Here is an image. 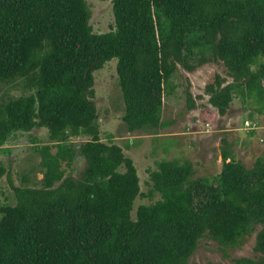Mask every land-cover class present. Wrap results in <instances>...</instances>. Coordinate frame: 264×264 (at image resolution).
Segmentation results:
<instances>
[{
	"label": "trees",
	"instance_id": "obj_1",
	"mask_svg": "<svg viewBox=\"0 0 264 264\" xmlns=\"http://www.w3.org/2000/svg\"><path fill=\"white\" fill-rule=\"evenodd\" d=\"M110 2L112 28L94 33L85 0H0V82L28 89L0 101V148L17 132L48 134L34 148L40 185L15 186L7 175L15 204L0 206V264H186L200 237L235 246L256 225L259 256L233 261L264 264V154L247 167L223 147L208 176H194L188 160L160 159L148 171L159 198L132 218L136 168L111 135L100 139L90 98L91 72L115 58L126 131L156 130L167 125L162 98L176 64L192 71L221 61L230 81L218 73L206 81L210 106L221 115L237 93L260 110L264 0ZM201 118L214 124L213 114ZM76 151L85 162L79 178L61 167Z\"/></svg>",
	"mask_w": 264,
	"mask_h": 264
},
{
	"label": "rangeland",
	"instance_id": "obj_2",
	"mask_svg": "<svg viewBox=\"0 0 264 264\" xmlns=\"http://www.w3.org/2000/svg\"><path fill=\"white\" fill-rule=\"evenodd\" d=\"M85 1L92 32L100 33L111 29L113 16L110 0ZM258 61L263 59L259 58ZM115 62V58L106 60L91 72L93 94L90 98L95 105L100 139L106 141V136L111 135L112 142L122 148L136 168L140 194L133 200L130 213L132 218L137 205L148 204L159 198L157 192L150 191L148 171L155 169L156 162L160 159L188 160L194 167V176H208L219 171V152L223 147L247 167L251 166L256 156L264 154V106L258 110L256 105L249 104L248 98L242 100L235 93L227 110L219 115L207 102L208 95L204 92V85L213 73L224 77V83L230 81L221 61L205 62L192 71L176 64L174 72L164 85L162 98L161 118L167 125L156 130L148 128L134 132H127L121 121L123 102L116 80ZM27 91L20 80L0 82V101ZM186 91L195 105L191 109L186 107ZM203 113L207 117L212 114L214 116V124L206 132L203 129L206 118H201ZM244 121H249L255 128H245ZM32 137L35 144H31ZM47 142L46 128L39 127L13 134L0 148V167L3 169L0 173V206L15 204L8 174L15 186L40 185L43 167L39 164L40 156L34 148L42 147ZM202 142L205 143L201 145ZM84 165V158L76 151L70 166L61 164V167L65 175L79 178ZM118 169L121 170V167ZM258 228L259 225H256L235 246L223 247L202 236L188 256L186 264H234L233 260L238 257L256 258L259 254L253 251V244Z\"/></svg>",
	"mask_w": 264,
	"mask_h": 264
},
{
	"label": "built area",
	"instance_id": "obj_3",
	"mask_svg": "<svg viewBox=\"0 0 264 264\" xmlns=\"http://www.w3.org/2000/svg\"><path fill=\"white\" fill-rule=\"evenodd\" d=\"M243 125H244L245 128H255V126L251 125V123L249 121H244ZM208 127H210V125L207 122H205L203 124V129H204L205 132L208 131V129H207Z\"/></svg>",
	"mask_w": 264,
	"mask_h": 264
},
{
	"label": "crops",
	"instance_id": "obj_4",
	"mask_svg": "<svg viewBox=\"0 0 264 264\" xmlns=\"http://www.w3.org/2000/svg\"><path fill=\"white\" fill-rule=\"evenodd\" d=\"M198 134V133H197ZM221 140H222V138H221ZM203 143H205V142H202L201 143V145L203 144ZM221 150V149H220ZM235 159V158H234ZM219 160H220V152H219Z\"/></svg>",
	"mask_w": 264,
	"mask_h": 264
},
{
	"label": "water",
	"instance_id": "obj_5",
	"mask_svg": "<svg viewBox=\"0 0 264 264\" xmlns=\"http://www.w3.org/2000/svg\"><path fill=\"white\" fill-rule=\"evenodd\" d=\"M90 68H91V66H89L87 70H89Z\"/></svg>",
	"mask_w": 264,
	"mask_h": 264
}]
</instances>
